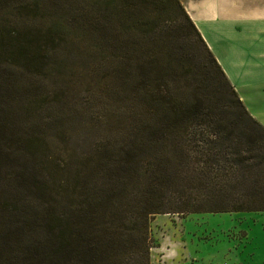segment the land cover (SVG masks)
<instances>
[{
    "label": "trees",
    "instance_id": "16d2710c",
    "mask_svg": "<svg viewBox=\"0 0 264 264\" xmlns=\"http://www.w3.org/2000/svg\"><path fill=\"white\" fill-rule=\"evenodd\" d=\"M144 1L158 12L146 21L154 40L165 36V61L157 44L120 67L101 35V78L122 123L84 161L93 170L73 177L74 160L51 159L18 121L37 99L33 82L17 80L41 72L61 32L18 29L2 10L15 4L0 0V264H150L155 214L264 211V127L179 0Z\"/></svg>",
    "mask_w": 264,
    "mask_h": 264
},
{
    "label": "rangeland",
    "instance_id": "374dc122",
    "mask_svg": "<svg viewBox=\"0 0 264 264\" xmlns=\"http://www.w3.org/2000/svg\"><path fill=\"white\" fill-rule=\"evenodd\" d=\"M10 2L15 5L2 9L3 18L18 29L42 33L54 25L62 33L42 53L44 66L35 80L28 75L17 80L33 82L37 99L18 121L47 142H40V151L51 159L74 160L69 167L73 177L76 172L86 174L91 166L84 161L99 155L101 141L122 123L118 97L101 78V35L109 37L108 49L120 67L126 65L125 56L143 59L157 44L162 63L165 36L154 40L146 21L155 20L158 12L144 0H38V7L36 0ZM119 18L123 21L117 27ZM136 20H142L140 26ZM196 54L201 58L199 49ZM149 230L150 264H264V211L155 214Z\"/></svg>",
    "mask_w": 264,
    "mask_h": 264
},
{
    "label": "crops",
    "instance_id": "0c3cea01",
    "mask_svg": "<svg viewBox=\"0 0 264 264\" xmlns=\"http://www.w3.org/2000/svg\"><path fill=\"white\" fill-rule=\"evenodd\" d=\"M250 115L264 127V0H179Z\"/></svg>",
    "mask_w": 264,
    "mask_h": 264
}]
</instances>
